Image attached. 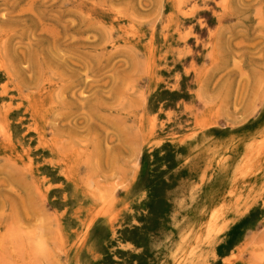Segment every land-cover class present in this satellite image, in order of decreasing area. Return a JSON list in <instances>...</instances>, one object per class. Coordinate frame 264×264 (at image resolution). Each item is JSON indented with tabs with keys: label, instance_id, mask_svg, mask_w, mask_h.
<instances>
[{
	"label": "rangeland",
	"instance_id": "rangeland-1",
	"mask_svg": "<svg viewBox=\"0 0 264 264\" xmlns=\"http://www.w3.org/2000/svg\"><path fill=\"white\" fill-rule=\"evenodd\" d=\"M0 264H264V0H0Z\"/></svg>",
	"mask_w": 264,
	"mask_h": 264
},
{
	"label": "bare ground",
	"instance_id": "bare-ground-1",
	"mask_svg": "<svg viewBox=\"0 0 264 264\" xmlns=\"http://www.w3.org/2000/svg\"><path fill=\"white\" fill-rule=\"evenodd\" d=\"M47 28V27H46ZM58 32V31H57Z\"/></svg>",
	"mask_w": 264,
	"mask_h": 264
}]
</instances>
